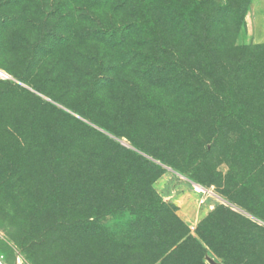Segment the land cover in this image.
I'll return each instance as SVG.
<instances>
[{
    "label": "trees",
    "instance_id": "1",
    "mask_svg": "<svg viewBox=\"0 0 264 264\" xmlns=\"http://www.w3.org/2000/svg\"><path fill=\"white\" fill-rule=\"evenodd\" d=\"M83 1L86 18L100 16L102 37L132 43L126 57L136 55L124 66H134L135 77L111 81L120 90L112 112L86 114L99 128L38 98L29 118L7 108L13 124L28 123L24 140L37 135L34 147L51 148L53 191H66L64 201L51 194L52 204L33 210L22 247L42 248L40 264H207L208 250L222 264H264V44L230 43L226 20H244L251 0H194L190 30L174 15L190 0ZM13 2L0 0V28ZM158 162L222 187L235 209L216 207L193 231L156 190ZM2 167H10L6 158ZM124 211L128 221L114 239L96 226Z\"/></svg>",
    "mask_w": 264,
    "mask_h": 264
},
{
    "label": "rangeland",
    "instance_id": "2",
    "mask_svg": "<svg viewBox=\"0 0 264 264\" xmlns=\"http://www.w3.org/2000/svg\"><path fill=\"white\" fill-rule=\"evenodd\" d=\"M226 1L218 0V3L226 5ZM13 3L12 11L3 13L5 26L0 28V71L8 78L0 77L9 79H0L5 86L0 90V159L6 158L10 166L0 168V174L11 175L0 182V264H40L36 259L43 257L44 250L22 247L21 240L27 235L28 225L34 223L33 210L52 204L51 194L64 201L66 191L60 190L58 194L53 191L52 163L57 158L51 148L34 147L32 142L37 135L24 140L22 127L28 123L13 124L14 110L7 108L18 106L21 109L18 116L29 118L35 114V98H38L47 106L99 128L86 114L112 112V103L115 104L120 90L111 81L116 76L125 80L135 77L134 66H124V63H131L136 53L126 57L133 50L129 47L132 43L119 47L117 40L108 42L102 37L98 27L100 16L95 13L86 18L83 0H14ZM102 11L100 8L99 12ZM174 15L187 30L193 29L194 0L183 1L181 8H175ZM226 20L230 43L236 46L264 44V0H251L244 20L235 18L233 13L228 14ZM168 31L167 28L166 33ZM132 38L142 40L139 36ZM141 50V47L137 49ZM6 102L9 107L5 106ZM120 141L131 147L126 137H121ZM219 161H223L222 158L216 161L218 170L226 174L229 166ZM158 163L163 174L154 184L156 190L179 208L182 219L193 231L216 207L235 209L222 187L197 181L166 163ZM13 164L18 165V174L10 172ZM196 184L207 190L198 191ZM197 206L203 211L198 219L180 210ZM128 218L124 211L95 223L114 239ZM13 230L17 232L16 238L10 235ZM43 264L60 263L43 261Z\"/></svg>",
    "mask_w": 264,
    "mask_h": 264
},
{
    "label": "crops",
    "instance_id": "3",
    "mask_svg": "<svg viewBox=\"0 0 264 264\" xmlns=\"http://www.w3.org/2000/svg\"><path fill=\"white\" fill-rule=\"evenodd\" d=\"M180 210L194 219H198L200 214L203 212L198 206L190 210L184 208H181ZM210 253L211 252H208V260L207 258H205L207 264H222L221 261L214 254Z\"/></svg>",
    "mask_w": 264,
    "mask_h": 264
},
{
    "label": "bare ground",
    "instance_id": "4",
    "mask_svg": "<svg viewBox=\"0 0 264 264\" xmlns=\"http://www.w3.org/2000/svg\"><path fill=\"white\" fill-rule=\"evenodd\" d=\"M198 191H205V190H207L206 188H202L201 186H199V185H196V187H195ZM210 192V191H209Z\"/></svg>",
    "mask_w": 264,
    "mask_h": 264
},
{
    "label": "built area",
    "instance_id": "5",
    "mask_svg": "<svg viewBox=\"0 0 264 264\" xmlns=\"http://www.w3.org/2000/svg\"><path fill=\"white\" fill-rule=\"evenodd\" d=\"M0 75H2V76H4V77H7V78H8V76H7L4 72H1V71H0Z\"/></svg>",
    "mask_w": 264,
    "mask_h": 264
},
{
    "label": "water",
    "instance_id": "6",
    "mask_svg": "<svg viewBox=\"0 0 264 264\" xmlns=\"http://www.w3.org/2000/svg\"><path fill=\"white\" fill-rule=\"evenodd\" d=\"M2 72V71H1ZM7 75V74H6ZM8 76V75H7ZM196 185H198V184H196ZM200 186V185H199ZM202 187V186H201ZM203 188V187H202ZM246 213V212H245ZM214 264V263H213Z\"/></svg>",
    "mask_w": 264,
    "mask_h": 264
}]
</instances>
